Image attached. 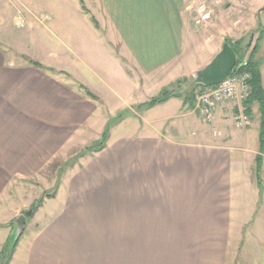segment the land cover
Listing matches in <instances>:
<instances>
[{
    "label": "crops",
    "instance_id": "crops-1",
    "mask_svg": "<svg viewBox=\"0 0 264 264\" xmlns=\"http://www.w3.org/2000/svg\"><path fill=\"white\" fill-rule=\"evenodd\" d=\"M80 3L98 24L107 25L114 41L110 46L147 80L172 79L183 56L199 54L206 65L227 39L250 37L253 46L264 28L258 23L264 0H0V31L21 20L29 40L22 55H42L41 62L29 59L64 73L19 62L0 45V250L8 245L14 220L35 202L33 197L22 205L27 181L39 177L51 161L66 159L96 139L90 137L99 116L97 103L77 86L100 94L73 57L83 50L84 35L99 31ZM200 7L212 19L196 26L194 12ZM255 60L264 90V36ZM67 75L76 87L63 79ZM180 102L170 99L159 107L172 104L176 113L183 110L182 132L116 139L110 133L102 151L79 159L28 222L26 240L17 242L9 264L138 263L115 255L112 234L131 230L116 225L148 216L131 213L138 207L135 201L148 207L147 201L159 200V264H225L227 248L241 240L248 225L247 234L264 242V154L262 188L253 173L259 155L257 104L246 129H234L236 105L224 103L195 135L184 132L196 120Z\"/></svg>",
    "mask_w": 264,
    "mask_h": 264
},
{
    "label": "rangeland",
    "instance_id": "rangeland-1",
    "mask_svg": "<svg viewBox=\"0 0 264 264\" xmlns=\"http://www.w3.org/2000/svg\"><path fill=\"white\" fill-rule=\"evenodd\" d=\"M80 8L81 10L83 8L85 9L87 13L83 10L82 11L89 19L93 17L96 21V18L83 6L82 3H80ZM58 10H62V8H58ZM194 13L196 15L197 12L195 11ZM89 21L91 22V19ZM96 23L97 27H95L92 22L91 25L96 31H99L100 34L96 32L98 35L94 33L91 37L86 36L85 34L84 40L82 41L83 50L81 53H78V55L73 57L74 62L83 69V72L81 73L85 74L88 80L96 85V92L100 94L99 101L96 102L99 109V116L95 122L94 134L90 138H96L94 142L99 140L105 126L109 124L111 120L118 117L119 114L123 117L117 122V127L113 126L110 130L112 138L114 139L123 136L125 138H131L134 136H155L159 138L160 131L167 135L174 134V131H178V133L182 132V128L184 127L181 125L180 115H182L181 113L183 110H181L180 113H176V106L172 104L165 105L164 107L156 106L150 110L144 109L142 106L147 104L151 99L157 98L163 90L175 94H181L182 91H186L189 83L193 79V73L205 66L201 61L202 57L198 56L199 54L183 56L180 65L176 68V72L172 76V79L167 76L161 78L156 77L157 80L156 78L150 80L141 79L131 70L129 64L121 58L119 55V49L116 46H110V43H113L114 41L111 40L110 34L107 33V30L105 29L107 25H104L103 23L98 24V21H96ZM258 23L261 28L264 27V15L260 17ZM6 26L7 25L4 26V30ZM4 30L3 32L0 31V45L9 57L20 60L19 62H28L30 59L38 62L43 60V56L38 55L37 53L30 54L29 57L22 55L23 53L27 54L24 46L29 42V40L25 38L26 35L24 29H17L16 25H12V27L10 26V29H7V32ZM81 32L85 33L86 30ZM249 35L251 36V34ZM258 35L259 33L256 35V39L258 38ZM244 40V43L248 42V45L252 47L250 37H246ZM235 41L236 40H232V42ZM109 46L110 48H108ZM50 58L57 60L58 57ZM193 67L196 69L193 70ZM60 73L64 74L63 72ZM174 78H177L178 81L171 82ZM63 79L67 80V82H72L70 85L76 87V81L73 77H63ZM196 89L197 88H193L188 90L189 93L184 95L181 94L184 96H182L181 99H172L181 100L180 103L187 108L185 111L189 110L188 112L190 116L188 117H192V119L194 118L196 120L195 126L191 129H184V132L186 133L187 131V133L190 134L192 131L195 135H199V133H202L200 131H203L204 122L201 120L199 110L194 100H191ZM182 104H180L179 107H181ZM169 118L170 120H168ZM142 122L147 126H140V123ZM230 128L229 131L232 130V127ZM183 137L179 135L177 138ZM87 140L88 139H85V141ZM90 145L91 143L86 147L83 146L75 149L71 153L69 152L66 159H55L51 161L41 171L39 177L32 181H27V195L25 197L26 204L22 205H27L28 201L33 197L36 201L47 194L53 193L55 195V187H57V185L59 186L64 174L74 168L77 162L81 161H79V159L92 156L90 154H85L83 157L79 158V155ZM52 163H54V165L49 166ZM71 163H75V165L71 169L68 168L60 174L59 170L63 167V164L69 165ZM63 169L65 168L63 167ZM253 173L255 176L254 169ZM259 182L260 184L256 181L257 186L260 188L262 184L261 173ZM244 195H246L248 202L250 200V192L247 188L244 190ZM46 200L47 199L44 201ZM147 202L150 204L148 207L145 206V201H135V205H138V207L134 206L130 209L132 214L146 213V215H148L146 218L143 217L141 220L139 217H133L130 223L116 225V228H127L131 230H117L112 233L115 241V255L137 258L138 263L135 264H159V200ZM25 211H28V208ZM27 224L28 222H26L25 227ZM25 227L18 239L19 245L26 240V235H28V233L25 232ZM249 227L250 225H248L247 228L244 227L245 230L243 231V234H241V240H235L233 246L227 248L225 264H264V242L259 239L258 235L254 238L251 237L250 234H247L246 229L249 230Z\"/></svg>",
    "mask_w": 264,
    "mask_h": 264
},
{
    "label": "trees",
    "instance_id": "trees-1",
    "mask_svg": "<svg viewBox=\"0 0 264 264\" xmlns=\"http://www.w3.org/2000/svg\"><path fill=\"white\" fill-rule=\"evenodd\" d=\"M82 10L85 13H87L84 8ZM90 19H91V22L93 23V25L95 27H97V23L94 20V18L91 17ZM263 36H264V30L262 29V30H260L258 38L255 40L252 47L250 45H248V42L244 43L245 42L244 39H240V40L235 41V42H232L229 39H227L225 41V43H227L231 47V49L233 50V52L236 56V67H238V70L235 71L233 74H248L249 75L248 84L250 87V94H249L246 102L244 103V106L246 107L247 114L251 113V107L254 104H257V106H258V112L260 115V128H259V136H258L259 155L255 159L254 172H255L256 181L259 184H260L259 181H260V173H261V161H262V155L264 154V90L261 86V74H260V70H259V64L255 60V56L258 52L259 42L262 40ZM28 64H30L31 66L35 67L36 69H39V70L44 71V72H50L52 74H62L60 72H55L51 69L43 67L42 65H40L38 62H35V61L28 60ZM176 84H178V83H176ZM77 88H78V90H80L84 94V96L86 98H88L92 101H95V102L99 101V98L97 96H95L92 92H90L86 87H84L82 85H78ZM193 88H196V87H193ZM186 93H189V92L188 91H182L181 94L184 95ZM181 94H175L173 92L163 90L157 98L151 99L147 104L143 105L142 107L144 109L150 110L156 106H159V105L166 103L167 101H169L172 98L181 99L183 96ZM192 99L193 98H191V100ZM185 104H186V102H185ZM122 117L123 116H121L119 114L118 117L111 120V122L105 126V129L102 132L99 140L95 141L89 147L85 148L83 153H81L79 155V158L83 157L85 154L93 155L95 153L102 151L106 147V143H107L109 136H110V130L112 129L113 126H116L118 124L117 122H119V120ZM77 157H78V155H77ZM52 165H54V163H52L49 166H52ZM74 165H75V163L74 164L71 163L69 165L67 164L64 167L65 169L61 168L59 170L60 174L62 172H64L65 170H67L68 168L71 169ZM57 187H58V185H57ZM57 187H55V189H57ZM55 191H54V193H55ZM53 197H54V194L52 193V194H47L45 196H42L39 200H36L33 203V205L31 206V208L28 209V211H25L23 213V216L26 218L27 222H29L32 219V217L34 216L36 211L42 206L45 199L48 200V199H52ZM17 242L14 245V247L11 249L9 248V244H8L5 248L0 250V264H9L12 252H13L15 246L17 245Z\"/></svg>",
    "mask_w": 264,
    "mask_h": 264
},
{
    "label": "built area",
    "instance_id": "built-area-1",
    "mask_svg": "<svg viewBox=\"0 0 264 264\" xmlns=\"http://www.w3.org/2000/svg\"><path fill=\"white\" fill-rule=\"evenodd\" d=\"M211 21V13L200 7L193 22L196 26H203ZM16 26L23 28L24 23L17 21ZM248 74H231L222 83L212 87H197L193 94V100L199 110L201 119L205 123L211 122L216 108L224 103H234L236 112L233 115V127L236 130L246 129L251 119L246 112L244 103L249 94Z\"/></svg>",
    "mask_w": 264,
    "mask_h": 264
},
{
    "label": "water",
    "instance_id": "water-1",
    "mask_svg": "<svg viewBox=\"0 0 264 264\" xmlns=\"http://www.w3.org/2000/svg\"><path fill=\"white\" fill-rule=\"evenodd\" d=\"M236 56L231 47L224 43L220 51L200 70L192 75L186 91L193 87H212L225 81L234 71H237ZM27 220L20 215L14 222V228L9 239V248H13L18 241Z\"/></svg>",
    "mask_w": 264,
    "mask_h": 264
}]
</instances>
